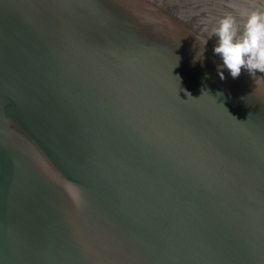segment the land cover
I'll use <instances>...</instances> for the list:
<instances>
[{"label":"water","instance_id":"water-1","mask_svg":"<svg viewBox=\"0 0 264 264\" xmlns=\"http://www.w3.org/2000/svg\"><path fill=\"white\" fill-rule=\"evenodd\" d=\"M243 10L0 0V264H264V74L210 38Z\"/></svg>","mask_w":264,"mask_h":264},{"label":"clouds","instance_id":"clouds-1","mask_svg":"<svg viewBox=\"0 0 264 264\" xmlns=\"http://www.w3.org/2000/svg\"><path fill=\"white\" fill-rule=\"evenodd\" d=\"M241 16L244 19L242 26L229 14L211 29L210 38H216L213 54L222 61L217 68L221 80L225 78L223 70H227L232 79L238 78L242 70L252 77L257 72L264 74V11L243 10ZM186 95L188 99L192 98L190 94Z\"/></svg>","mask_w":264,"mask_h":264}]
</instances>
